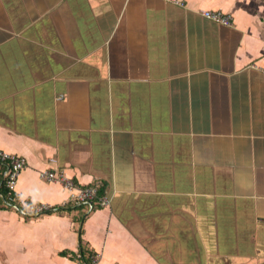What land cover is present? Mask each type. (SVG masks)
<instances>
[{
	"label": "crops",
	"instance_id": "1",
	"mask_svg": "<svg viewBox=\"0 0 264 264\" xmlns=\"http://www.w3.org/2000/svg\"><path fill=\"white\" fill-rule=\"evenodd\" d=\"M180 1L0 0V264H264V0Z\"/></svg>",
	"mask_w": 264,
	"mask_h": 264
},
{
	"label": "built area",
	"instance_id": "2",
	"mask_svg": "<svg viewBox=\"0 0 264 264\" xmlns=\"http://www.w3.org/2000/svg\"><path fill=\"white\" fill-rule=\"evenodd\" d=\"M177 3H181L180 0H173ZM210 20L219 24L229 25L231 23V16L222 10L206 9L203 13ZM0 165L3 167V178L6 185V197L8 204L14 205L25 216H38L56 210L57 207L45 202L42 203H27L20 202L19 197L16 194L18 178L26 167V159L13 153L0 150ZM50 180H57L64 182L69 189H73L72 198L88 206L90 210L95 207V204H99L103 207L110 204V199L100 194L101 182L97 181L94 184L87 186H78L72 180L66 177L63 171H45L42 173ZM77 264H101L99 255L97 253H89L87 255H78Z\"/></svg>",
	"mask_w": 264,
	"mask_h": 264
},
{
	"label": "trees",
	"instance_id": "3",
	"mask_svg": "<svg viewBox=\"0 0 264 264\" xmlns=\"http://www.w3.org/2000/svg\"><path fill=\"white\" fill-rule=\"evenodd\" d=\"M2 171H3V167H2ZM6 185H5V181H4V183H3V185H2V187H1V193H2V195H4V196H6ZM83 254H85V253H82V255Z\"/></svg>",
	"mask_w": 264,
	"mask_h": 264
}]
</instances>
